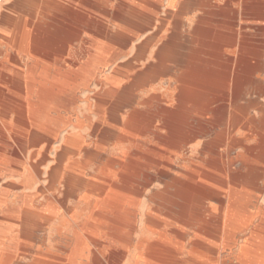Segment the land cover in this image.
Wrapping results in <instances>:
<instances>
[{
	"label": "rangeland",
	"instance_id": "rangeland-1",
	"mask_svg": "<svg viewBox=\"0 0 264 264\" xmlns=\"http://www.w3.org/2000/svg\"><path fill=\"white\" fill-rule=\"evenodd\" d=\"M151 1L157 2L159 0H146V2L145 0H0V219L6 215L10 217L14 214L12 211L21 206V193L35 194L33 203L35 206L56 211V214L51 216L46 224L37 226L32 230L29 238L35 243L53 244L71 236L72 232L76 230L75 223L80 222L95 207L96 198L83 190L66 192L65 177L70 171L76 169L82 178L86 180L96 179L98 184H104L105 180L110 179L111 176L113 180H116L117 168L112 170L106 168V162L109 158L125 160L121 151L124 148L128 149L127 146L129 145L120 143L118 136L126 133L124 125L133 107L141 98H147L152 88L159 89V92L168 88L177 75V64H168L166 74L153 79L150 82V87L145 88L144 91L137 92V98H133V100L132 98L128 100L121 98L120 94L123 89L131 84L135 73L142 68V65L135 64V62L134 65L126 64L135 57L136 46L145 39L153 37L160 29L158 35L152 39V47L145 54V57L151 56L170 32L167 23L161 25L162 21L168 20V0H162L161 6L155 10L150 7ZM172 1L174 7L177 8L178 3L182 0ZM223 2L225 0H214L213 4L221 6L224 4ZM231 8L235 12L232 17L236 22H234L235 30L239 34L244 31H255V27L264 25V22H255L253 15L244 10L242 0L232 1ZM66 12L72 13L66 15ZM262 12H264V0ZM200 14L201 11L197 7L189 8L184 14L185 25L183 30L188 29V24L191 25V21ZM136 17H154V20L145 26L144 31H138L129 21ZM4 18L7 21H4ZM35 25L49 26V30L41 31L40 34H61L63 37H61L60 42L66 43L64 46L60 45L59 42L58 45L40 47L47 51V54L42 56L44 58H38L42 62L60 64L64 59L77 60L82 58L86 50H94V46L97 44L107 47L103 66L92 77L87 88L77 93L75 97L68 99L66 111L62 113L61 121L58 124L43 127L35 123L27 113L24 114L23 104L26 100L24 92L17 86L7 83L9 75H12L11 71H26L31 65L30 62L36 58L35 54L31 53L35 47L32 46L29 39L35 33ZM125 29L131 30V32H127ZM118 32L129 34V43L125 46L126 48L110 45L109 40L104 38L105 35ZM72 35L78 38L71 41L70 36ZM60 50L64 51L63 55L53 54V52ZM183 52L186 51L181 49V53ZM225 54L231 57L232 51L225 50ZM110 79L116 81L114 87H111ZM253 80L264 85V71L255 74ZM109 88L114 89L113 94L106 93ZM97 93L98 96H96ZM263 93L264 87L260 92L250 90L238 101L237 105L246 108V117L240 123H236L231 107L224 108L227 103L223 101L224 97L221 95H218L219 97L217 96L213 102L212 112L200 114L192 111L188 125L192 130L200 132L195 134L182 149L167 151L165 147L158 145L151 136L139 137L137 144L132 143L134 148H141L142 151L149 150L151 145L164 152L154 157L153 163L147 166L145 171H148L147 173L152 180L149 186L135 197V226L132 233L135 246L142 239L149 241L167 239L166 242L177 253L173 259L174 263L168 261L164 264H185L190 258L189 255L193 253L192 248L197 249L199 247L206 248L211 254L210 259L206 261L200 258L199 254L195 255L193 259L197 263L199 262L198 264H240L239 254L241 250L252 248L257 244L258 247L261 245L259 255L264 253V239L254 236L257 232L264 233V225L259 227L264 217V162L254 163L256 168L262 169V179L258 182V191H254L255 187L253 186L245 187L233 183L231 180L233 175L231 171L238 166L236 165L237 162L244 159V148L254 146L259 139L260 130L255 122L264 113ZM167 102H163V104L168 105ZM257 117L258 119H256ZM155 125L159 126V123H155ZM223 129L228 130L229 135L224 142L217 145V164L222 171L212 170L206 166L208 157L202 156L200 152L204 145L215 139ZM155 130L157 131V129ZM70 135L77 136L75 137L77 144H66L65 138ZM240 139L243 141V147H237L228 153L227 147L231 141ZM62 146L68 147V153L59 160L57 155L62 151ZM18 154L19 156H17ZM38 162L40 165L37 173L33 170L32 165H36ZM228 163L234 164L232 168ZM189 164L197 165L202 170L217 177L218 183L211 186L221 201L213 196L215 199H208L201 204L199 203V206L197 205L188 214H182L181 219L172 221L168 215L172 211H153L158 205L151 201L152 193L161 187L160 171L162 169L177 172ZM55 167L60 169L61 175L59 174V180L54 184L52 190H49V176ZM28 175L35 179L29 184L28 190L8 188L11 183L22 186V178ZM232 190L248 191L246 195L251 196H249L250 202L245 208L247 223L244 222L240 226L234 225V229L230 230L227 197ZM115 192L116 190L111 188L106 189L100 200ZM210 206L213 207L211 213L208 210ZM149 215L156 223H147ZM193 216L196 217L195 221ZM203 217L206 221L212 220L213 223H210L212 230L200 229L202 225L200 222ZM3 224L5 228H9L6 231L7 241L13 239L18 232L15 226L9 222H3ZM62 224L63 227H60ZM59 228H62L61 235H59ZM20 233H23V230ZM98 238L108 241V237L103 233L98 235ZM139 259L132 247L123 258L116 261H105L104 264H146V260Z\"/></svg>",
	"mask_w": 264,
	"mask_h": 264
},
{
	"label": "bare ground",
	"instance_id": "bare-ground-1",
	"mask_svg": "<svg viewBox=\"0 0 264 264\" xmlns=\"http://www.w3.org/2000/svg\"><path fill=\"white\" fill-rule=\"evenodd\" d=\"M213 1L182 0L175 8L173 1L168 0V20L160 22L161 25H165V23L169 25V34L161 41L153 55L145 57V54L152 47L153 37L157 36L160 31L158 29L157 34L145 39L136 46L135 57L126 63L127 65H134L135 62V64L142 65V68L135 73L131 84L121 92V98L125 100L137 98V92H142L145 88L150 87V82L153 79L165 75L168 64H177L178 70L174 81L170 83L168 88L162 92H159V89L152 88L148 97L141 98L133 107L124 125L126 133L118 136L120 143L129 145L127 146L128 149L124 148L121 151L125 160L120 161L119 158H109L106 162V168H111V170L117 168L116 180H113L111 176L112 179L105 180L104 184H98L96 179L86 180L82 178L76 169L70 171L65 177L66 192L83 190L96 198V205L94 204L95 207L92 208V211L84 216L80 222L75 223L76 230L72 232L70 237L53 244L35 243L29 238L32 230L37 226L46 224L51 216L56 214V211L35 206L33 204L35 194L21 193V206L14 209L12 211L14 214L10 217L6 215L0 219V264H104L105 261H116L123 258L132 247L136 251L137 257L140 258L139 260H146V264H152V262L164 264L168 261L174 263L173 259L177 252L170 247L166 242L167 239L165 240L163 237V241L142 239L136 246L133 243L135 197L143 192L152 180L147 173L148 171H145L148 168L147 166L153 163L154 157L164 152L151 145L149 150L142 151L141 148H134L132 143L137 144V138L139 137L151 136L158 145L165 147L167 151L182 149L195 134L200 132L192 130L188 125L192 111L200 114L212 112L213 102L218 95H221L224 97L223 101L227 103L224 108L231 107L236 123H240L246 117V108L237 105L238 101L248 91L260 92L264 87V85L253 80L255 74L264 71V25L255 27V31H244L239 34L235 30L236 22L232 17L235 12L231 8V3L234 0H225L221 6L213 4ZM242 2L244 10L253 15L255 22H264L263 0H242ZM149 4L155 10L161 6L162 0L151 1ZM191 7H197L201 14L191 21V25L188 24V29L183 30L185 25L183 21L184 14ZM70 13L72 12H66V15ZM153 20L154 17H136L129 21L135 29L144 31L145 26L151 24ZM4 21L7 20L4 18ZM42 25H35V33L29 37L32 46L35 47L31 53L35 54L36 58L30 62L31 65L26 71H11L12 75H9L7 83L17 86L24 92L26 98L23 104L24 114L27 113L35 123L43 127L55 125L61 121L63 118L62 113L66 111L68 99L75 97L77 93L87 88L92 77L103 66L107 47L97 44L94 46V50H86L82 58L77 60L64 59L60 64L42 62L38 58H44L42 56L46 55L47 51L40 47L58 45L61 37H63L61 34H40L41 31L49 30V26L43 27ZM127 32H131V30ZM74 35L70 36L71 41L78 38ZM104 38L109 40L110 45L121 48L129 43V34L122 32L105 35ZM59 44L64 46L66 43L60 42ZM181 49L186 52L181 53ZM225 50H231L232 56L228 57ZM63 53V50L53 52V54L59 56ZM10 59L13 58L10 57ZM144 60H147V62H144ZM110 85L114 87L116 81L110 79ZM113 92V88L106 91L107 94H113ZM98 95L97 93L96 96ZM163 102H167L168 105H164ZM6 105L5 107H7ZM214 114L216 115V113ZM155 123H159V126L157 125V127ZM216 123H219V121H216ZM255 123L260 130L257 144L244 148L246 157L244 156L242 161L237 162L236 165L238 166L231 171L233 173L231 180L233 183L245 187L253 186L255 187L254 191H258V182L262 179V169L256 168L254 163L264 162V113ZM228 135V130L223 129L215 139L207 142L200 152L202 156L208 157L206 166L212 170H220L219 164H217V145L224 142ZM75 137L77 136H67L65 138L66 144H77ZM242 142L241 139L231 141L229 147H227L228 153L242 146ZM67 153L68 147H63L57 155V159L64 158ZM14 154L13 156H16ZM39 165V162L32 165L33 170L37 173L39 172ZM233 165V163L229 164L231 168ZM58 167L53 168L50 173L49 190H52L61 175ZM160 172L162 177L161 187L158 191L152 193L151 198V201L158 205L153 211H172L168 214L172 221H178L182 214H188L202 201L215 199L213 196L216 195L211 185L218 183L217 177L202 170L197 165L189 164L177 172L163 169ZM34 181V177L28 175L22 178V186L11 183L8 188L14 190L22 188L23 191H26L29 184ZM108 188L116 190V192L100 200ZM246 193L248 194V191L238 192L232 190L227 197L230 230L234 229V225L240 226L244 222L247 223L245 208L250 202L249 196L251 195L248 196ZM216 199L221 201L217 196ZM150 216L147 218V223H156ZM195 219L196 217L193 216L194 221ZM3 222L12 223L18 231L13 239L7 241L6 231L9 228H5ZM262 225H264V217L259 227ZM60 227H63V224ZM22 230L23 233H20ZM58 231L61 235L62 228H59ZM101 233L108 237V241L98 238ZM254 236L255 238L264 239V233L262 232H257ZM260 246L258 247L257 244L252 248L242 249L239 254L240 264H264V253L259 255ZM192 252L193 254H199L205 261L210 259L211 252L204 247L192 248ZM198 263L193 257L185 262V264Z\"/></svg>",
	"mask_w": 264,
	"mask_h": 264
},
{
	"label": "crops",
	"instance_id": "crops-1",
	"mask_svg": "<svg viewBox=\"0 0 264 264\" xmlns=\"http://www.w3.org/2000/svg\"><path fill=\"white\" fill-rule=\"evenodd\" d=\"M204 201H207V200H204ZM204 201H202V202H204ZM201 202V203H202ZM208 210H209V212L211 213V212H213V207L212 206H210L209 208H208ZM208 210H206V211H208ZM184 215V214H183ZM179 219H181V216L179 217ZM200 222V221H199ZM208 222H209V225H208ZM212 222V220H209V221H206V219L203 217V219L201 220V226H200V228L201 229H206V230H212V228H211V226H210V223ZM193 244H195V243H193ZM195 255H197L196 253L195 254H193V253H191V255H189V257L191 258L192 256H193V258L195 257ZM200 258H201V256L200 255H198ZM189 259V258H188ZM187 259V260H188Z\"/></svg>",
	"mask_w": 264,
	"mask_h": 264
}]
</instances>
